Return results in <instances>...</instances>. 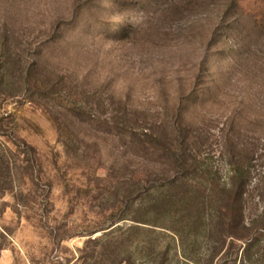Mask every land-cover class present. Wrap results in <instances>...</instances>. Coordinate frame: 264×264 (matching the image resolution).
<instances>
[{
	"label": "rangeland",
	"instance_id": "obj_1",
	"mask_svg": "<svg viewBox=\"0 0 264 264\" xmlns=\"http://www.w3.org/2000/svg\"><path fill=\"white\" fill-rule=\"evenodd\" d=\"M226 9V0H0V44L25 48L28 61L39 60L60 77L57 94L45 100L18 84L10 90L27 96L0 94V165L5 154L14 181L0 196V231L8 234L0 264H88L84 256L95 243L86 248V242L107 231L102 228L112 216L122 213L127 219L116 225L127 226L138 204L167 194L169 188L158 186L129 206L118 189L131 153L123 139L105 132L104 119L120 116L125 100L156 122L172 117L171 108L178 106L214 180L228 179L231 156L242 160L251 175L247 219L256 218V183L263 174L258 156L264 151V27ZM73 95L76 107L69 102ZM89 115L98 118L93 125ZM133 163L142 169L148 164L140 157ZM155 165V177H163ZM153 228L139 231L140 238L158 250L136 252L137 264L161 261L167 247L165 264H186L193 247L180 245L165 227ZM204 235L195 243L201 264L264 258L263 236L262 250L228 242L211 260L212 244Z\"/></svg>",
	"mask_w": 264,
	"mask_h": 264
},
{
	"label": "trees",
	"instance_id": "obj_2",
	"mask_svg": "<svg viewBox=\"0 0 264 264\" xmlns=\"http://www.w3.org/2000/svg\"><path fill=\"white\" fill-rule=\"evenodd\" d=\"M226 1L228 15L236 17L248 14L259 27H264V0ZM5 36L8 40V35ZM58 78L60 77L55 69H46L39 60L28 61L25 48H14L5 42L0 44V94L27 96L22 91H11L13 84H18L21 89L25 87V90L30 88L37 90L40 98L45 100L46 97L57 94ZM69 102L76 107L79 99L73 95ZM123 103L122 114L120 116L114 114L104 119V122L107 126L105 132L123 139L131 153V156L125 158L121 168L123 172L118 186L123 192L125 204L129 206L137 204L143 194L158 186L169 189L166 195L147 205L138 204L137 213L131 219L133 223L127 226L116 225L119 221L127 219L125 215L121 213L119 216H112L108 221L111 225L102 228L108 229L107 231L97 238L90 237L87 240L86 248L90 243H95V248L84 256L86 261H90L88 264H137L134 258L136 252L155 254L158 244L141 239L139 232L146 228L152 231L155 229L154 226L169 229L180 245L184 246L186 243V246L193 247V255L184 256L186 264H201L200 254L196 253L195 246L206 231L207 240L212 244L209 249L211 260L215 255L213 252L222 250L228 242L234 244L235 241H243L246 243L245 249L259 247V250H262L264 151L258 156L262 158V179L256 183L257 189L260 190L258 196L261 210L250 222L247 219L249 201L247 194L251 175L242 160L231 156L232 169L228 179L223 182L214 180L212 172L202 165L195 152L198 141L194 138L190 123L181 117L178 106L171 108L174 112L172 117L156 122L147 119L146 116H140V109L129 100ZM166 107L165 110L168 109ZM97 119L89 115V119L86 120L93 125ZM254 153L256 151H253ZM136 157L143 158L148 164L143 165V169L138 168L139 166L133 163ZM155 164L163 168V177H155L156 173L153 172L155 166H158ZM0 166L2 196L12 188L14 182L10 163L5 160V154H2ZM111 169L113 171L115 167L112 166ZM148 216L158 220L165 218L172 223L157 224L154 219L153 221L148 219ZM93 233L94 231L89 232ZM7 236L5 231H0L2 238L0 251L5 247L4 240ZM64 238L66 237H61V240ZM142 247L146 249H140ZM170 251V247H167L162 254V260L156 262L154 258L151 264H165ZM262 251L264 256V249ZM57 264L63 263L58 261ZM255 264H264V258Z\"/></svg>",
	"mask_w": 264,
	"mask_h": 264
}]
</instances>
